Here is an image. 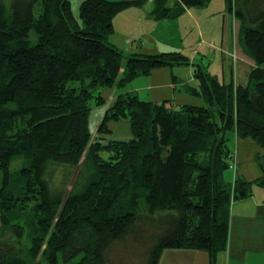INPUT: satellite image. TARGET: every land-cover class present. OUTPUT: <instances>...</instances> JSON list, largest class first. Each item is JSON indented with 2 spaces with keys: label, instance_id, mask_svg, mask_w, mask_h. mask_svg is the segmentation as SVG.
<instances>
[{
  "label": "trees",
  "instance_id": "16d2710c",
  "mask_svg": "<svg viewBox=\"0 0 264 264\" xmlns=\"http://www.w3.org/2000/svg\"><path fill=\"white\" fill-rule=\"evenodd\" d=\"M145 1L82 0L76 16L72 0H0V264H115L118 253L128 260L129 238L138 252L148 238L143 264H158L168 248L205 251L218 264L233 203L264 187V0H226L256 63L246 86L198 64L202 105L125 93L91 131L106 91L190 64L180 51L126 55L109 42L115 17ZM170 1L154 0L157 20L211 0ZM122 120L132 137L107 140L109 123ZM232 136L261 146L259 179L229 177ZM59 168L66 174L56 185ZM32 211L27 230L19 217Z\"/></svg>",
  "mask_w": 264,
  "mask_h": 264
},
{
  "label": "crops",
  "instance_id": "0c3cea01",
  "mask_svg": "<svg viewBox=\"0 0 264 264\" xmlns=\"http://www.w3.org/2000/svg\"><path fill=\"white\" fill-rule=\"evenodd\" d=\"M175 4V0H171L168 6ZM209 4L202 8H186L175 19L157 20L152 15L154 0H146L144 4L129 7L115 17L114 32L108 40L124 53L153 55L180 51L190 58L191 64L159 68L135 78L124 88L106 91L104 115L111 103L125 93H136L141 100L166 102L171 106L202 105L203 99L194 94V89L200 88L195 73L196 64H201L226 83L233 78L236 86L248 84L250 74L256 67L255 61L240 45V58H231V52L238 48L236 38L240 24L228 13L227 4H223L219 10H210ZM118 27H125L123 34ZM186 36L191 37L188 43ZM217 48H221V54ZM114 123H109L111 131ZM129 130L131 132V126ZM230 146L234 153L231 164L236 165L235 171L233 169L228 173L231 180L235 176L247 181L259 179L263 175L257 162V155L262 154L261 146L252 139L236 136L231 137ZM158 264H210V256L201 250L168 248L163 250ZM218 264H264L263 186L255 184L251 196L233 203L229 244L227 251L219 256Z\"/></svg>",
  "mask_w": 264,
  "mask_h": 264
},
{
  "label": "rangeland",
  "instance_id": "374dc122",
  "mask_svg": "<svg viewBox=\"0 0 264 264\" xmlns=\"http://www.w3.org/2000/svg\"><path fill=\"white\" fill-rule=\"evenodd\" d=\"M225 0H212L211 2L209 3H213V4H209L211 5L209 7L210 10H216L219 8H222L223 4L226 6V3L224 2ZM82 0H72V7H73V11L75 13L76 16H78L79 14V8H80V4H81ZM232 15V14H231ZM183 22H181L182 24ZM188 27V26H187ZM119 30L121 31V34L124 33V28L125 27H118ZM190 29V27H189ZM187 40H186V43H188L190 40V38H188V36H186ZM236 41H237V46L240 45L239 44V34L237 35V38H236ZM204 43V42H203ZM213 45V44H212ZM216 48V47H214ZM213 48V49H214ZM217 51L221 54L222 51H221V48H217ZM239 46L237 48V51H234V52H231V58H234V59H238L240 58L239 56ZM125 54L127 55V53L125 52ZM199 63H200V59H199ZM190 64H191V60H190ZM177 66V65H175ZM197 66V64H196ZM231 81L234 82L235 84V80H233V78L229 79ZM230 81V82H231ZM104 117V108L103 106L102 107H93L92 111H91V114H90V128H91V131L93 133H95L99 127V125L101 124V121ZM130 123L128 120H122V121H119V122H116L113 124V130L111 131V133L109 135L106 136L107 140L108 139H114V140H129L131 137H132V133L130 132ZM21 164V163H20ZM19 163H16L13 168L16 170L19 166H20ZM65 174H66V170L64 168H59L56 172H55V178H54V183L56 185H60L62 184V180L65 178ZM76 180V173L74 174V176L72 177L69 185L67 186V190L68 192H70V190H72L73 186H74V182ZM32 213H36L35 211H32L30 215L28 214H22L23 217H19L20 220L22 221L21 224L25 227V229L27 228H33V224H35V221L36 220V217L34 214ZM30 216L28 218V216ZM20 216V215H19ZM25 217V218H24ZM152 232V230L150 228H145V231H144V235L147 237L148 235H150V233ZM24 241L25 243H30V239L28 238L27 236V233H26V237L24 238ZM145 242L146 244L143 246H141L139 252H138V245L139 244H136L137 241H133L132 238H129L127 239V241L123 242V244L127 245V247L129 246L131 249L132 247L131 246H134V245H137L136 248H134L132 251L130 249V251H124V249L122 248V250L127 253L126 255L128 256V260L127 259H121V257H119V253L117 256H113V261L115 262V264H118L120 262H125L126 264H143L144 261H145V257H146V253H147V250H148V246H149V242H148V238H144V240L142 239V242ZM139 243V242H138ZM131 245V246H130ZM120 246H124V245H120ZM128 249V250H129ZM127 250V249H126ZM127 258V257H126Z\"/></svg>",
  "mask_w": 264,
  "mask_h": 264
},
{
  "label": "built area",
  "instance_id": "2783aa9c",
  "mask_svg": "<svg viewBox=\"0 0 264 264\" xmlns=\"http://www.w3.org/2000/svg\"><path fill=\"white\" fill-rule=\"evenodd\" d=\"M232 167H233V168H235V167H236V165L234 164Z\"/></svg>",
  "mask_w": 264,
  "mask_h": 264
}]
</instances>
